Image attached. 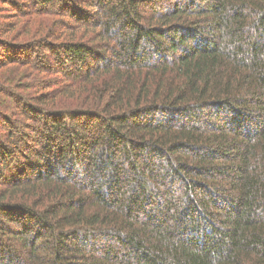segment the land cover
<instances>
[{
	"label": "trees",
	"instance_id": "16d2710c",
	"mask_svg": "<svg viewBox=\"0 0 264 264\" xmlns=\"http://www.w3.org/2000/svg\"><path fill=\"white\" fill-rule=\"evenodd\" d=\"M36 1L0 18V264H264V0Z\"/></svg>",
	"mask_w": 264,
	"mask_h": 264
},
{
	"label": "rangeland",
	"instance_id": "374dc122",
	"mask_svg": "<svg viewBox=\"0 0 264 264\" xmlns=\"http://www.w3.org/2000/svg\"><path fill=\"white\" fill-rule=\"evenodd\" d=\"M36 2H37V4L41 3L40 0H37ZM14 3H16L15 4L16 6H14ZM59 4H57V5L55 4V6H57V7H55V11H56L55 13L57 15L56 14H49L48 15L49 20H54L55 21V25H57L59 19L64 20V21H69L68 18H64V17H60L59 16L61 14V8L58 7ZM23 5H26V4H24V0H12V1H9V2H8V0H0V11H1L0 12V18L1 19L2 18L5 19V22L10 23L11 25L13 23L14 24L15 23L16 24H20L22 22V20L16 19V17H13V16L18 15L20 13L18 10L21 9V8H24ZM82 7H85V4L82 3ZM23 10L27 13L31 9H29L28 6L26 5L25 9H23ZM27 14H31V13H27ZM68 25H71V22H69ZM22 37H26L27 38V36H22ZM20 38H21V36H20ZM46 52H47V50H42V52L40 54L46 53ZM55 66H57V65H55ZM43 76L45 78H47V79H50L45 74Z\"/></svg>",
	"mask_w": 264,
	"mask_h": 264
}]
</instances>
